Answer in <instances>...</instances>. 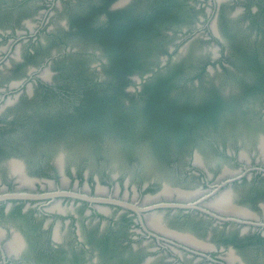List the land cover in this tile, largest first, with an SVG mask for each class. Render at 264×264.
I'll return each mask as SVG.
<instances>
[{"label":"flooded vegetation","instance_id":"obj_1","mask_svg":"<svg viewBox=\"0 0 264 264\" xmlns=\"http://www.w3.org/2000/svg\"><path fill=\"white\" fill-rule=\"evenodd\" d=\"M116 1L0 0V37L11 38L0 53V113H10L12 126L0 140V264H264V0H178L177 17L156 29L151 52L140 48L144 65L129 78L132 88L119 86L122 110L130 111L133 102L139 108L102 126L144 128L138 118L145 85L152 76L176 69L175 89L165 103L200 110L215 92L224 110L216 119L194 122V131L182 141L161 144L149 138L150 143L105 145L111 149H103L107 158L89 164L87 156L99 145L86 144L85 135L68 130L50 134L49 124L83 104L82 82L94 88L128 79L107 75V37L83 36L140 20L155 0L113 7ZM36 6L44 9L31 23L27 16ZM113 14L122 19L111 22ZM245 17L255 33L243 31ZM173 35L179 40L166 45ZM29 39L32 47L25 51L35 57V66L27 69L19 62L11 69L22 79H5L16 52L12 46ZM202 42L219 56L210 50L199 56ZM126 43L121 44L126 48ZM155 49L160 57L154 59ZM66 81L77 83L75 94L55 86ZM53 92L61 105H39ZM218 135L229 143L219 145ZM207 147L221 159L202 157ZM61 148L67 150L62 162L55 156ZM125 148L134 150L130 158L123 157ZM19 154L25 170L10 158ZM99 162L105 167L95 174ZM135 169L138 176L125 173ZM172 179L178 183L170 185ZM57 192L67 193L51 196ZM17 193L28 196H7Z\"/></svg>","mask_w":264,"mask_h":264},{"label":"trees","instance_id":"obj_2","mask_svg":"<svg viewBox=\"0 0 264 264\" xmlns=\"http://www.w3.org/2000/svg\"><path fill=\"white\" fill-rule=\"evenodd\" d=\"M177 2L178 0H155L151 2L147 13L139 18L140 20L132 21L123 26L119 25L120 27L112 25L104 30L102 34L89 30L87 35L83 36L86 39L98 37L99 35L107 37V42L110 45L107 55L109 61L111 60L107 75L119 77L125 68L130 69L133 65L143 67L144 63L141 64L139 56L140 48H144L145 51L143 52H151L152 43L156 44L154 42V39H157L156 29L173 17H177L173 13ZM121 15H111V22L115 23L121 20ZM123 41L127 42L128 47H123L124 44H121ZM145 54H141L143 59ZM177 71V69L175 71L169 70L170 73L167 76L161 74L155 77L152 76L151 80L145 85L143 93L145 92L146 97L140 116L145 120V126L150 132L147 137L144 136V139L137 141L148 142L149 138L155 139L156 143L161 144L182 141L186 134L188 135L191 131H194V122L201 123L205 120L216 119L224 110L223 101L216 98L218 96H215L217 95L215 92L211 93L210 99L206 101L205 106L200 110L196 108L190 110L187 107L176 109L172 104L165 103L166 96L170 95L171 91L175 89L176 74L179 73ZM77 79L79 80L80 76ZM82 84L86 88L83 104L76 107V110L69 116H55L49 124L51 132L48 133L61 135L65 130H68L67 134L70 133L72 136L86 135L88 131L104 127L102 125L107 124L106 122L111 117L117 116V119H123L133 114L130 111L139 108L137 107L138 103L133 102L129 105L130 111H123L122 107L117 104L120 96L119 86L111 85L113 83H109L111 85L109 87L103 84L94 88L88 83L82 82ZM180 95L184 94L180 93ZM176 97H179V95H176ZM161 100H164V102H161ZM94 149V153L100 157L103 152H100V148ZM123 150H125L122 152L123 157L130 158L133 155L131 154L134 151L133 149L125 148Z\"/></svg>","mask_w":264,"mask_h":264},{"label":"rangeland","instance_id":"obj_3","mask_svg":"<svg viewBox=\"0 0 264 264\" xmlns=\"http://www.w3.org/2000/svg\"><path fill=\"white\" fill-rule=\"evenodd\" d=\"M222 1L224 2V1H227V0H222ZM36 3L38 4V2H36ZM43 9H42V7H38L37 8V6L36 7H32L30 9V11H29L28 16H27V14L25 16H27V18L29 19L28 20L29 22L36 23V20L35 19H36L37 15H38V12H40ZM205 9H206V12H209L210 6H205ZM241 20L243 22V25H242L243 26L242 29H244L243 31H246V32H249V33H255L256 32V29L253 27V25H251L252 22H251L250 18L245 17V19H241ZM197 23L199 24L200 27L204 25L202 22H197ZM6 27L9 28L10 26H6ZM201 31H204V29L202 27H201ZM201 36H204L203 33H201ZM172 37L173 38L170 37L169 42H167L166 45H173L172 44L173 42L179 40L178 37H176L174 35ZM10 39H11L10 37H5V38L0 37V53H1V49H4L7 46V44H9ZM31 42H32V40L29 39V40H26V41H24L22 43L16 42L15 45L12 46V48L14 50H16V52L13 54L14 55L13 56V58H14L13 63H10V65H8V69H7V72H6L8 75H5V79L8 78L9 81L10 80H13V79H15V80L22 79V76H20L19 73L16 70H13L14 67L16 66V64L19 63V62L25 63L27 69L28 68H33L35 66V64L32 62V61H34V58L35 57H32V56L31 57H28V54L25 51V49L32 47L31 46ZM45 42H46V40H45ZM83 46H85V45H83ZM103 48L106 50V53H107V49H110L109 47H107V49L105 47H103ZM155 50L156 51H152V52H154V55H153L154 56V59L160 57V54L157 53L158 52L157 51L158 49H155ZM209 50L211 51L210 54H212L214 57L215 56H219V51L216 48H214L213 46H211L210 43H206V42H202L201 44H199L198 49L196 50V52H197V54L199 56H201V55H203L204 52H208ZM91 62L92 63H95V62H98V61H97V59L95 57L94 58L92 57V61ZM11 68H13V69H11ZM139 69H140V67H136L135 65H133L130 69H127V68L123 69V71L121 72L120 75L124 76L125 79L126 78H128V79L125 80L124 82H121L118 86H120V88H124V89L126 88L127 90H130L132 88V85H131V82H130V79L129 78H131L133 76L132 75L133 73L138 72ZM191 69L192 68H188L187 70H191ZM1 75L2 74H0V79H3ZM0 81H2V80H0ZM55 86H57V89L59 88L60 91L67 90L70 93V95L71 94H75L77 92V89H78L77 88V83L76 82H73V81H71V82L70 81L59 82ZM37 91H40V88H38ZM58 94L59 93L53 92V96L52 97L51 96H47V97L43 98L41 101H39V105H41L43 107H58L59 105H61V100H60L59 97H57ZM127 100L130 101L129 98H127ZM14 103L15 102L13 101L11 103V105L14 104ZM64 104L66 105V103H64ZM10 118H11L10 113H8V112L7 113H4V111L2 113H0V124L4 122L5 123V126H8L9 127L7 129H5L2 125H0V140H2V137H5L7 135L6 133H10L11 130H12L11 129L12 126H11V120H10ZM9 129H10V131H8ZM217 141H218L219 145H223V144L229 143L228 141H230V140H229V138L225 137L224 135H220V137L218 135ZM232 142H234V141H232ZM83 145H82V147H83ZM102 146L99 144V147H100L99 150H100V152H103L105 149H110V147L107 148L106 146H104V147H102ZM241 146L242 145H240L238 147L239 148V151L241 149H243V147H241ZM207 148H204V150L200 152L201 155H202V157H206V155H211L213 157L214 156L215 157L218 156V154H216V152H214V150L211 147H207ZM66 151H67L66 149L61 148L59 151H57L55 153V156L59 155L61 152H63L65 154ZM247 153L249 155H251L250 150H248ZM105 154H107V152L106 153L105 152L102 153V155L104 157H106ZM21 156L24 157L23 154H19V156H16L15 155V156H11L10 158L17 159V160H21L24 163L23 158H21ZM87 157H88V160H89L88 161L89 164L91 162H95L96 160L99 159L98 158L99 156L97 154L94 155L93 153H91V155H89ZM113 157L114 156L109 155L108 158L112 160V159H114ZM218 158L221 159V156H218ZM220 162H224V161L223 160L222 161L220 160ZM101 164L102 163H100V162L96 164L97 165L96 166L97 169H96V172H94L95 174H100L102 172V169H104L105 166L104 165H101ZM19 167H20V164H16V168H19ZM22 170H25L24 164L22 166ZM27 171L28 170L26 169V173H27ZM125 173L126 174H133L134 176H138L139 170L138 169H135V170L132 171V173H131V171H126ZM26 176H28V175H26ZM168 183H169V181H168ZM177 183L178 182H176L174 179H172V181L170 182V185H172V184L173 185L174 184L176 185ZM189 183H190L189 184L190 187H198V185H199L198 183H196V184L193 183V182H189Z\"/></svg>","mask_w":264,"mask_h":264},{"label":"water","instance_id":"obj_4","mask_svg":"<svg viewBox=\"0 0 264 264\" xmlns=\"http://www.w3.org/2000/svg\"><path fill=\"white\" fill-rule=\"evenodd\" d=\"M125 2H127V0H119L113 3V7H117V6H121L123 5ZM104 18V17H103ZM102 19V18H101ZM96 63V62H95ZM146 75H149V73H147ZM137 79H139V77H136ZM142 122V124H145V120L143 119V117H139L138 118V123ZM135 123V124H138ZM131 126L133 127V124H126V126H123V129H120L116 126H110V127H102L98 130H95L87 135H85V137H83L84 142H88L91 143L92 145L98 146L99 144L102 146L105 145H110L114 148L120 147L121 143H126L129 141H134V140H139L141 138H143L144 136H148L149 135V130L147 128V126H144V128H141V130L138 129H132ZM151 140H148V143H150ZM65 158V154L63 152H61L58 155V159L60 160V162H62ZM15 162L20 163L21 168L23 166V162L21 160H16ZM231 179H229L230 181ZM225 182H223L222 184H224ZM165 188L169 187V184H164ZM65 194L67 192H57V193H53L51 196H54L55 194ZM5 196V195H4ZM9 198H13V197H20V196H28L27 194H8L7 195ZM3 197V196H2ZM86 199L90 200V201H110L113 202V200L110 199H104V198H94V197H89L87 196Z\"/></svg>","mask_w":264,"mask_h":264},{"label":"bare ground","instance_id":"obj_5","mask_svg":"<svg viewBox=\"0 0 264 264\" xmlns=\"http://www.w3.org/2000/svg\"><path fill=\"white\" fill-rule=\"evenodd\" d=\"M167 189H168V188H167ZM165 190H166V189H165ZM224 194H225V193H224ZM226 194H228V193H226ZM226 194H225V195H223V196L225 197V196H226ZM229 195H230V194H229ZM224 197H223V198H224ZM223 198H222V199H223ZM217 206H218V205H217ZM222 206H223V205H222ZM218 207H219V206H218Z\"/></svg>","mask_w":264,"mask_h":264}]
</instances>
